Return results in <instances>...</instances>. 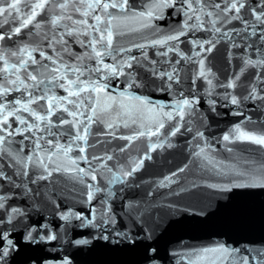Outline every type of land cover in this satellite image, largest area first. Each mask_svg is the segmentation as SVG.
I'll list each match as a JSON object with an SVG mask.
<instances>
[{
	"label": "water",
	"instance_id": "1",
	"mask_svg": "<svg viewBox=\"0 0 264 264\" xmlns=\"http://www.w3.org/2000/svg\"><path fill=\"white\" fill-rule=\"evenodd\" d=\"M150 2L151 0H129L137 11H144ZM56 11L59 12L58 9ZM110 11L119 13L118 9ZM172 13L171 8L165 9V19L153 20V28L127 32L124 24H121L119 29H116L125 34L117 35L113 46L120 44L131 47L132 44H146L148 57L156 60L157 64L153 66L144 61L141 57L142 50L136 48L122 53L121 56L125 58H141L142 66L133 63L132 69L125 67L124 70L126 73L131 71L136 82L146 86L128 88L129 81L125 76H120L109 78V90L113 95L125 91L150 97L158 103H164V111L173 110L169 105H173L175 100L180 98L176 93L182 91L188 98L194 94L199 100L195 115L191 118L185 117L186 121L191 119V124H185V127L191 126L193 131L185 132L184 128H181L176 137L169 138V142L174 145L172 148L165 144V147L151 151V144L157 143L156 138L142 137L134 141L125 153H120L116 150L128 141L118 137L132 135L140 128V122H129L130 126L126 128L117 120V138L99 137L101 143L95 144L96 138L89 137L88 143L95 144V147L87 148L86 153L89 158L102 155L105 151L113 155V161L107 162L108 166L112 167V174L101 176L99 161L77 160L79 168H96V181L82 173L77 177L73 172L53 171L47 179H36V182L32 183L36 177L47 176L48 170L39 166L33 168L30 164L27 169L28 176H16L13 174L14 168L5 164L3 170L11 177L12 183L0 178V196L7 197L5 207L0 209V231L7 233V238L14 242L15 251L10 250L9 255L0 261V264H63L64 261L68 264H190V261L197 260L202 249L222 243L239 247L241 255L247 254L244 252L245 248L264 246V188L231 187L228 190L234 183L241 182L236 171L259 169L264 165V146L247 141L226 142L222 139L225 134H230L237 123L246 131L264 134V101L259 98L264 93L258 91L257 98L243 99L250 91L247 86L253 83V73L264 74V68L250 67L237 82L242 83L244 87H220L221 83L227 84L229 79L238 73L243 63L240 56L257 58L252 49L243 47L245 41L239 37H235V40L241 44V48H232L229 41L220 40L211 53H206L205 64L215 74V78L211 75L208 77L215 85L210 88L207 80L196 78L200 57L193 53L200 49L189 43L190 40L213 39L210 32L190 31L186 36L180 37V42H169V45L178 47L186 56H190L191 60H185L177 52H169L166 57L158 56L156 53L166 51V46L150 45L151 40L173 34V30L181 24L182 13ZM67 14L73 19L81 18L80 14L73 12L71 8ZM95 14L100 13L97 10ZM50 18L51 15L48 16V19ZM194 22L193 20L190 23ZM64 23L71 24L70 21H63L53 27L45 21L40 37L29 36L30 31L35 32V29L30 27L24 29L19 36H13L11 40L6 38L0 42V46L15 50L17 46L39 43L48 54H52L51 49L47 48V41L41 37L51 32L59 38V34L65 31ZM89 23L95 21L89 17ZM15 26L17 23L4 24L0 27V32L9 31ZM233 26L237 29L243 27L238 21H233L226 27ZM127 27H138V24L129 21ZM154 28H159L160 31L153 33ZM64 38L69 41V46L74 51H84L78 44L71 43L72 37L65 35ZM216 39H219V34ZM255 40L256 37H251L247 42ZM56 49L59 51L60 45H56ZM33 55L37 60L40 59L37 52ZM65 59L68 57L65 56ZM177 60L180 61L179 64H176ZM12 61L15 62L14 57ZM86 63L95 66V61ZM105 63H112L111 58L105 57ZM170 65H175L180 70L179 86L173 84L171 92L157 91L158 87H163V82L155 77L152 78L151 86H147L149 69L155 67L161 71H170ZM92 78L97 79V75ZM256 87L259 90L264 87V83L257 81ZM53 91L59 96L67 95L61 89L54 88ZM229 94L236 95L241 102L238 105L231 104ZM19 95L14 92L6 99L11 100ZM226 96L229 98L225 99ZM64 118L71 119L66 113ZM247 118H250L251 122ZM52 120L55 122L56 117L53 116ZM15 126L16 124H13V127ZM67 129L68 125L54 126L51 129L55 133L54 142L69 143L71 138ZM72 131L74 133L75 129ZM92 131L104 132L108 129L104 124H94ZM195 131L203 132L207 143L211 145V149L206 148V152L221 162L219 167H205L207 162L203 157L194 155L199 151V147H205L204 141L193 139ZM44 135L45 139H53L47 133ZM15 139L19 140L21 137L17 136ZM162 141L163 136L160 138V142ZM41 143L43 144V141ZM25 146L24 155H31L33 146L27 141ZM47 147L51 148V145ZM146 152L151 155V160L145 159L143 167L133 177L109 183L113 174L120 175L119 168L115 166L117 163L127 171L132 166L133 159H139ZM78 155L84 153H79L76 144H73L69 157L76 158ZM60 162L68 166L66 158H61ZM0 164L4 162L0 161ZM185 165L188 166L185 171L178 172V169ZM53 167L55 165L49 163V170ZM174 172L178 173L173 177L175 183L165 182L162 185L161 181ZM89 184L92 188L88 187ZM96 188L101 191L97 192ZM89 192L93 194L91 200L88 198ZM13 207L18 208L22 214L12 215ZM69 213L72 215L65 220L63 216ZM9 216L12 218L9 219ZM80 217L85 220L82 221ZM87 220L92 223L87 224ZM28 230L32 231L33 239L26 238ZM49 234L55 235L56 239H47ZM3 246L5 241H0V247ZM212 258V254H208L206 260L201 258L200 264H211Z\"/></svg>",
	"mask_w": 264,
	"mask_h": 264
},
{
	"label": "snow or ice",
	"instance_id": "2",
	"mask_svg": "<svg viewBox=\"0 0 264 264\" xmlns=\"http://www.w3.org/2000/svg\"><path fill=\"white\" fill-rule=\"evenodd\" d=\"M69 8L79 13L81 18L73 19L67 14ZM168 8L173 10V15L177 12L182 13L183 19L177 29L173 30V34L149 42L152 47L166 46V51L157 52L156 55L166 57L169 52H177L185 60H191L190 56H186L178 47L169 45V42H180V37L186 36L188 32L195 33L203 30L210 32L213 39H196L190 40L189 43L200 49L193 53L200 57L196 78L207 80L210 88H214L215 85L208 77L211 75L215 78V74L205 64L206 53H211L220 40L229 41L232 48H241V44L236 43L235 40V37H239L245 41L243 47L252 49L257 57L253 59L240 56L243 63L238 73L230 78L227 84L221 83L220 87L226 89L244 87L242 83L237 82L250 67L264 68V0H151L145 6L144 11L135 10L129 0H0V27L4 24L17 23V26L9 31L0 32V42L5 41L6 38L11 40L13 36H19L24 29L30 27L34 28L35 32L30 31L28 35L40 37L45 21L53 27L60 25L63 21L71 22V24H63L65 31L59 34V38L51 32L41 37L42 40L47 41V48L51 49L52 54H48L39 43L17 46L15 50L0 46V161L4 162L0 164V178L12 183L11 177L7 176L3 170L5 164L14 168L13 174L16 176H28L27 169L31 164L33 168L39 166L48 170L47 176L36 177L32 183H35L36 179H47L53 171L73 172L77 177L82 173L90 176L92 181H96V168L90 166L85 170L77 165V160L89 161V159L100 162L98 166L101 169V176L112 174V167H109L107 162L113 161V155L105 151L102 155H93L89 158L86 153L87 148L101 143L99 137L117 138V120H120L126 128L130 126V123L140 122V128L132 135L118 137L128 141L116 150L120 153H125L134 141L142 137L156 138L157 143L151 144V151L163 148L165 144L168 148H172L174 145L169 142V138L176 137L181 132V128H184L185 132L193 131L191 126L185 127V124H191V119L186 121L185 117L191 118L195 115L199 100L194 94L188 98L182 91L176 93L180 98L175 100L173 105H169L173 110L164 111L166 105L150 97L125 91L113 95L109 90V78L120 76H125L129 81L128 88L146 86L136 82L131 71L126 73L124 70L125 67L132 69L133 63L142 66L141 58L136 56L125 58L121 56L122 53H128L132 48H136L142 50L141 57L144 61L153 66L157 64L156 60L148 57L146 51L148 45L146 44H132L131 47H124L120 44L113 46L114 38L125 34L116 29H119L121 24H124L127 32L153 28L152 21L165 19L164 10ZM117 9L119 13L110 11ZM97 10L100 14H95ZM49 15H51L50 19H48ZM89 17L95 23H89ZM193 20L195 22L190 23ZM129 21L138 24V27H127ZM233 21L240 22L243 27L240 29L234 26L226 27ZM249 29H251L250 32ZM158 31H160L159 28L153 29V33ZM217 34H219V39H216ZM65 35L72 37L71 43L78 44L84 51L82 53L74 51L69 46V41L64 38ZM251 37H256V40L248 43ZM56 45H60L59 51ZM34 52L39 54V60L33 55ZM229 55L231 56V53ZM65 56L68 59H65ZM13 57L15 62L12 61ZM105 57L111 58L112 63H105ZM86 61H95V66ZM179 63L180 61L177 60L176 64ZM170 69V71H161L155 67L149 69L150 76L147 86H151L152 78L155 77L163 82V87H158L157 91L171 92L173 84L177 86L180 84V70L175 65H170ZM93 75H97V79H93ZM251 79L253 83L247 86L250 91L248 95L243 96L244 100L257 98L258 91L264 93V87L259 90L256 87L257 81L264 83V74L253 73ZM54 88L64 90L67 95H57L53 91ZM14 92L19 93V97L6 99ZM229 96L231 104L238 105L241 102L236 95L229 94ZM259 98L264 101V95H260ZM209 103H214V101H209ZM65 113L71 119H65ZM53 116L56 117L55 122L52 120ZM247 119L251 122L250 118ZM13 124L16 126L13 127ZM94 124H104L108 131L93 132ZM61 125H68L67 132L71 139L67 144L54 142L55 133L51 129ZM73 129H75L74 133ZM44 133L53 139H45ZM17 136L21 139L16 140ZM162 136L163 141L160 142ZM89 137L96 138L95 144L88 143ZM197 138L204 141L205 147L197 145L199 151H196L194 155L198 158L203 157V160L207 162L205 167L209 165L219 167L221 162L216 161L206 152V148L211 149V145L207 143L203 132L195 131L193 139ZM222 139L226 142L247 141L264 146V134L246 131L240 123H237L231 129L230 134H225ZM25 141L33 146L31 155H24ZM77 142H83V144ZM73 144H76L79 153H84V155H78L76 158L69 157ZM48 145H51V148L47 147ZM61 158H66L68 166L60 162ZM145 159L151 160L148 152L139 159H133L132 166L127 171L117 163L115 166L119 168L120 175L113 174L109 183L133 177L143 167ZM49 163L55 165L51 170H49ZM187 167L185 165L178 169V172H184ZM233 171L236 170L233 169ZM177 174L174 172L171 176L165 177L161 184L175 183L173 177ZM236 175L241 178V182L234 183L228 190L231 187L264 188V165L259 169L236 171ZM88 187L92 188V185L89 184ZM96 191L99 192L101 189L96 188ZM88 198L90 200L93 198L92 192L88 193ZM6 199L7 197L0 196V209L5 207ZM11 214L20 215L22 213L18 208L13 207ZM70 215L72 214H65L63 218L67 220ZM11 218L9 216V219ZM80 219L85 220L84 217ZM91 223V220H87V224ZM7 235L0 231V241H5V246L0 247V261L5 260L10 250L15 251V244L7 238ZM26 238L33 239L31 230L27 231ZM104 238L107 239V237ZM47 239L54 240L56 236L49 234ZM77 242L82 243V241ZM244 252L247 254L241 255L239 247H230L222 243L212 248L202 249L197 260L190 261V264H200L201 258L206 260L208 254H212L213 257L211 264H264V246L245 248ZM63 264H68V262L64 261Z\"/></svg>",
	"mask_w": 264,
	"mask_h": 264
}]
</instances>
